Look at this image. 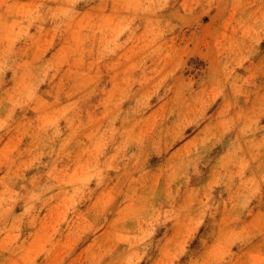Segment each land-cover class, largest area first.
<instances>
[{"label":"rangeland","instance_id":"rangeland-1","mask_svg":"<svg viewBox=\"0 0 264 264\" xmlns=\"http://www.w3.org/2000/svg\"><path fill=\"white\" fill-rule=\"evenodd\" d=\"M0 264H264V0H0Z\"/></svg>","mask_w":264,"mask_h":264},{"label":"bare ground","instance_id":"bare-ground-1","mask_svg":"<svg viewBox=\"0 0 264 264\" xmlns=\"http://www.w3.org/2000/svg\"><path fill=\"white\" fill-rule=\"evenodd\" d=\"M176 179H177L176 182L181 185V192L183 193L187 192L188 191L187 188L182 184L183 178L180 176H176ZM173 195L174 194L170 192V190L166 189L163 185H160L151 192L149 196V201H151V203H156L157 201L164 199L165 201L170 202V196Z\"/></svg>","mask_w":264,"mask_h":264},{"label":"clouds","instance_id":"clouds-1","mask_svg":"<svg viewBox=\"0 0 264 264\" xmlns=\"http://www.w3.org/2000/svg\"><path fill=\"white\" fill-rule=\"evenodd\" d=\"M186 71H189V72H197L198 69H197L196 65L192 64V65H188L187 66Z\"/></svg>","mask_w":264,"mask_h":264}]
</instances>
